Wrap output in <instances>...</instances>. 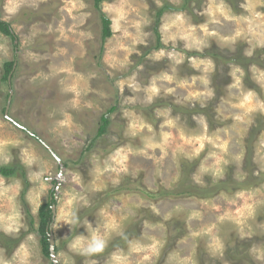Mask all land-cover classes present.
I'll list each match as a JSON object with an SVG mask.
<instances>
[{"label":"rangeland","instance_id":"374dc122","mask_svg":"<svg viewBox=\"0 0 264 264\" xmlns=\"http://www.w3.org/2000/svg\"><path fill=\"white\" fill-rule=\"evenodd\" d=\"M0 19V166L25 170L0 174V264H264V66L245 61L264 63V0H0ZM191 182L201 198L140 190Z\"/></svg>","mask_w":264,"mask_h":264},{"label":"trees","instance_id":"16d2710c","mask_svg":"<svg viewBox=\"0 0 264 264\" xmlns=\"http://www.w3.org/2000/svg\"><path fill=\"white\" fill-rule=\"evenodd\" d=\"M96 1L100 2L101 0H96ZM101 20L103 21L102 38L104 40L107 37H110L112 35V31H111V28H110L111 20L105 15H102ZM0 31H2L6 35L11 36L13 39L16 38L12 28L10 27V24L7 23L4 20H1V19H0ZM157 36H158L157 47L160 48L161 47L160 37H159L158 34H157ZM216 52H217L216 54L214 53L216 55L215 57H218V51H216ZM238 52H240V51H238ZM191 53L194 54V55L199 54L197 52H191ZM223 53H225V52H223ZM237 54L238 53H236V55ZM236 55H234L232 57L230 56V57L225 58V59H226V61H234L235 63H238L239 60H238ZM246 60L247 61L258 62L259 64H261V66H264V63L261 62V60H260L258 55H255V56L251 57L250 59L247 58V59H245V61ZM14 63H15L14 61H10V62H7L5 64V69H6L7 74H10L12 72L13 67H14ZM221 86H222L221 84L215 86V91L217 93V95L215 97L216 100H220L219 99L220 96H221L220 92H222V91L219 92V90H221ZM102 119H103V125H101V127H100L99 134L104 133L106 131V127L109 124V120L107 119L106 116H103ZM261 130H262V126H261V124L259 122V124L257 126H254L252 128L253 135H252V139L250 138L249 140L254 141V137H258V134L260 133ZM249 140H248V143L251 142V141L249 142ZM186 169H187V167L181 166V171H183V173L187 172ZM17 172H20L23 176L25 175V170H24V168L21 165L14 164V165H10V166H0V174L3 175V176H7V177L8 176H13ZM198 188H200L198 185H196V184L193 185V183L191 182L189 185L181 186L177 190H171V191H168V190H165V189L164 190H160L158 194L156 192H148L144 188H141L140 190L142 192H144L147 196L151 197V198H155L157 196L161 197L163 195H168V196L169 195H173V196L187 195V196H194V197L201 198V195L198 193ZM213 191H215V190H213ZM208 195H210V193ZM54 202H55V194L53 192L51 201L41 205L40 210H39V218H40L41 233H42L41 244H42V249H43L44 253L47 254V255H50V242H49L48 226H49L50 221H52L51 204L54 203ZM17 241H19V239L15 240L13 238V245ZM57 250H58V247H56V251Z\"/></svg>","mask_w":264,"mask_h":264},{"label":"water","instance_id":"95a60500","mask_svg":"<svg viewBox=\"0 0 264 264\" xmlns=\"http://www.w3.org/2000/svg\"><path fill=\"white\" fill-rule=\"evenodd\" d=\"M220 31L221 32H224L225 30H224V27H222L221 29H220ZM57 194H55V198H57ZM56 207H55V205H53L52 206V213H53V215H55V213H56ZM48 232H49V242H50V253H51V257L52 258H54V256H55V252H56V250H55V235H54V232H53V227H52V225L51 224H49V226H48ZM55 264H56V262H55Z\"/></svg>","mask_w":264,"mask_h":264},{"label":"clouds","instance_id":"9594fccd","mask_svg":"<svg viewBox=\"0 0 264 264\" xmlns=\"http://www.w3.org/2000/svg\"><path fill=\"white\" fill-rule=\"evenodd\" d=\"M100 250V246H98L97 248L93 249V251H98Z\"/></svg>","mask_w":264,"mask_h":264},{"label":"flooded vegetation","instance_id":"af4514ba","mask_svg":"<svg viewBox=\"0 0 264 264\" xmlns=\"http://www.w3.org/2000/svg\"><path fill=\"white\" fill-rule=\"evenodd\" d=\"M169 159V158H168ZM172 159H171V157H170V161H171Z\"/></svg>","mask_w":264,"mask_h":264},{"label":"crops","instance_id":"0c3cea01","mask_svg":"<svg viewBox=\"0 0 264 264\" xmlns=\"http://www.w3.org/2000/svg\"><path fill=\"white\" fill-rule=\"evenodd\" d=\"M167 159H168V158H167ZM167 159H166V160H167ZM169 159H170V158H169Z\"/></svg>","mask_w":264,"mask_h":264}]
</instances>
